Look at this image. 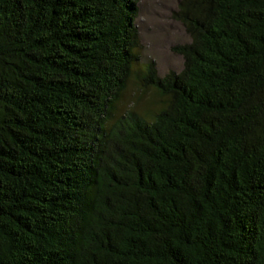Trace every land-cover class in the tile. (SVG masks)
Segmentation results:
<instances>
[{"label": "trees", "instance_id": "16d2710c", "mask_svg": "<svg viewBox=\"0 0 264 264\" xmlns=\"http://www.w3.org/2000/svg\"><path fill=\"white\" fill-rule=\"evenodd\" d=\"M138 13L0 0V264H264V0H179L164 75Z\"/></svg>", "mask_w": 264, "mask_h": 264}, {"label": "rangeland", "instance_id": "374dc122", "mask_svg": "<svg viewBox=\"0 0 264 264\" xmlns=\"http://www.w3.org/2000/svg\"><path fill=\"white\" fill-rule=\"evenodd\" d=\"M179 0H139L136 25L141 44V62L153 61L159 75L182 69V56L173 51L177 44L189 41L183 25L173 17ZM152 91L138 90L130 83L123 99L122 108L133 106L144 112L149 108Z\"/></svg>", "mask_w": 264, "mask_h": 264}]
</instances>
